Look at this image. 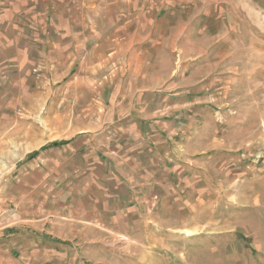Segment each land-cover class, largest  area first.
<instances>
[{
    "label": "rangeland",
    "instance_id": "rangeland-1",
    "mask_svg": "<svg viewBox=\"0 0 264 264\" xmlns=\"http://www.w3.org/2000/svg\"><path fill=\"white\" fill-rule=\"evenodd\" d=\"M98 3L84 8L85 31L116 27L122 46L100 70L86 50L79 71L78 61L56 72L35 59L0 71V214L36 213L52 198L67 169L42 145L91 128L98 98L113 91L99 94L98 82L123 80L136 63L124 47L131 36L144 51L138 62L179 90L163 136L175 175L164 178L162 200L151 195L148 214L143 205L104 217L77 264H264V0Z\"/></svg>",
    "mask_w": 264,
    "mask_h": 264
},
{
    "label": "crops",
    "instance_id": "crops-1",
    "mask_svg": "<svg viewBox=\"0 0 264 264\" xmlns=\"http://www.w3.org/2000/svg\"><path fill=\"white\" fill-rule=\"evenodd\" d=\"M89 5L88 0H0V71L27 70L34 59L56 72L72 71L78 61L79 71L86 50L98 70L101 58L109 60L122 46L116 27L85 31ZM127 44L135 68L126 70L123 80L98 82L99 94L102 88L113 91L98 98L101 113L88 124L93 131L81 129L58 144L42 145L46 156L60 152L56 160L67 169L52 198L44 199L36 213L28 208L0 214V264H77L78 249L96 245L87 233H100L104 217L123 208L133 215L143 205L148 214L151 195L163 199L164 178L171 184L175 175L173 149L163 136L175 125L171 116L180 109L181 97L174 85L165 88L157 65L150 74L138 62L144 51L141 46L133 50L131 36ZM114 65L110 72L118 73Z\"/></svg>",
    "mask_w": 264,
    "mask_h": 264
},
{
    "label": "trees",
    "instance_id": "trees-1",
    "mask_svg": "<svg viewBox=\"0 0 264 264\" xmlns=\"http://www.w3.org/2000/svg\"><path fill=\"white\" fill-rule=\"evenodd\" d=\"M58 143H60V142L59 141H53L50 144L55 145V144H58Z\"/></svg>",
    "mask_w": 264,
    "mask_h": 264
}]
</instances>
